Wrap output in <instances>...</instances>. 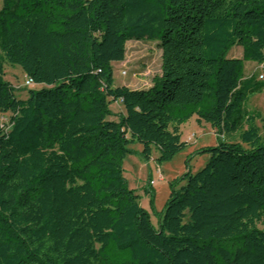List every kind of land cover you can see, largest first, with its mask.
I'll return each instance as SVG.
<instances>
[{
  "label": "trees",
  "instance_id": "16d2710c",
  "mask_svg": "<svg viewBox=\"0 0 264 264\" xmlns=\"http://www.w3.org/2000/svg\"><path fill=\"white\" fill-rule=\"evenodd\" d=\"M144 37L160 73L115 86L112 63ZM246 61L264 64V0H2L0 264H264V136L244 106L264 81ZM4 64L40 87L17 98ZM192 116L216 144L152 223L122 162L134 143L170 161Z\"/></svg>",
  "mask_w": 264,
  "mask_h": 264
},
{
  "label": "rangeland",
  "instance_id": "374dc122",
  "mask_svg": "<svg viewBox=\"0 0 264 264\" xmlns=\"http://www.w3.org/2000/svg\"><path fill=\"white\" fill-rule=\"evenodd\" d=\"M2 0H0V7ZM158 40H150L146 37L136 40H128L125 44L124 59L112 63L114 85H125L132 89H145L151 85L154 75L160 73L161 51L157 44ZM227 56L240 57L241 47L232 46ZM255 70L256 74L264 75V67L257 68V64L250 61L244 63V75L248 76ZM123 72V73H122ZM4 78L15 87L17 98L24 99L28 89L39 88V84L24 85L25 76L19 66L4 64ZM264 81V78L262 79ZM249 111H256L259 116L254 122L259 128V133L264 136V87L248 98L244 104ZM113 112L123 110L118 102L109 105ZM9 114H0V121L7 122ZM110 116L109 119H115ZM181 140L186 142L185 148L177 153L170 161L157 164V152L153 151L150 159L144 161L139 152L141 145L134 143L130 147L134 150L127 154L122 162L123 176L129 188L139 195V203L151 215L152 223L156 222V215L164 208L170 193L169 182L180 177L188 168L195 172L207 161L209 154L197 152L201 147L213 146L216 144V134L208 123L197 124L195 116L189 118L180 125ZM237 139V135L232 136ZM189 158V159H188ZM188 159V160H187ZM149 179H152L153 202L150 204V194L145 192ZM257 226L264 229V219L257 223Z\"/></svg>",
  "mask_w": 264,
  "mask_h": 264
},
{
  "label": "built area",
  "instance_id": "2783aa9c",
  "mask_svg": "<svg viewBox=\"0 0 264 264\" xmlns=\"http://www.w3.org/2000/svg\"><path fill=\"white\" fill-rule=\"evenodd\" d=\"M264 67V64H259V65H257V68H263ZM123 73V72H122ZM258 77L260 78V79H263L264 78V75L262 74V73H260L259 75H258ZM33 82H32V80L30 79V78H25V81H24V85L26 86V85H30V84H32ZM153 182V181H152Z\"/></svg>",
  "mask_w": 264,
  "mask_h": 264
},
{
  "label": "crops",
  "instance_id": "0c3cea01",
  "mask_svg": "<svg viewBox=\"0 0 264 264\" xmlns=\"http://www.w3.org/2000/svg\"><path fill=\"white\" fill-rule=\"evenodd\" d=\"M250 63L254 64V62H250ZM200 124H201V123H200Z\"/></svg>",
  "mask_w": 264,
  "mask_h": 264
}]
</instances>
